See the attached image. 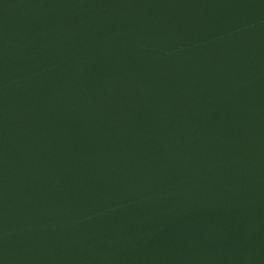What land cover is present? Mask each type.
<instances>
[{
    "label": "water",
    "instance_id": "1",
    "mask_svg": "<svg viewBox=\"0 0 264 264\" xmlns=\"http://www.w3.org/2000/svg\"><path fill=\"white\" fill-rule=\"evenodd\" d=\"M0 264H264V0H0Z\"/></svg>",
    "mask_w": 264,
    "mask_h": 264
}]
</instances>
